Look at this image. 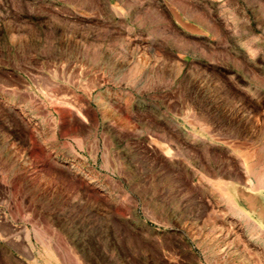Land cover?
Returning <instances> with one entry per match:
<instances>
[{
    "label": "rangeland",
    "instance_id": "374dc122",
    "mask_svg": "<svg viewBox=\"0 0 264 264\" xmlns=\"http://www.w3.org/2000/svg\"><path fill=\"white\" fill-rule=\"evenodd\" d=\"M0 264H264V0H0Z\"/></svg>",
    "mask_w": 264,
    "mask_h": 264
},
{
    "label": "bare ground",
    "instance_id": "6f19581e",
    "mask_svg": "<svg viewBox=\"0 0 264 264\" xmlns=\"http://www.w3.org/2000/svg\"><path fill=\"white\" fill-rule=\"evenodd\" d=\"M253 175V174H252ZM259 184V183H258ZM259 186V185H258ZM234 188V187H233ZM260 189V188H259ZM250 190H254V189H250ZM233 191H235V193H236V189H234ZM235 195H237V194H235ZM234 200V199H233ZM237 206H238V204H237Z\"/></svg>",
    "mask_w": 264,
    "mask_h": 264
}]
</instances>
